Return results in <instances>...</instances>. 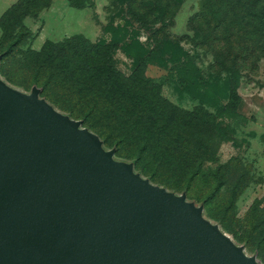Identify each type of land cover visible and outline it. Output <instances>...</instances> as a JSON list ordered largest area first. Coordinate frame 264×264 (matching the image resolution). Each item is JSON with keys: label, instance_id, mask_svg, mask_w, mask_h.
Listing matches in <instances>:
<instances>
[{"label": "trees", "instance_id": "trees-1", "mask_svg": "<svg viewBox=\"0 0 264 264\" xmlns=\"http://www.w3.org/2000/svg\"><path fill=\"white\" fill-rule=\"evenodd\" d=\"M51 1L18 0L0 16V74L15 86L39 87L41 97L81 120L116 149L115 156L133 162L137 172L200 202L205 214L264 264V200L254 202L239 230L231 225L249 171L241 173L235 157L206 167L218 160L221 144L231 140V122L246 120L239 112V75L244 68L256 69L264 58V0H198L199 8L189 18V39L213 53L212 67L219 73L205 82L193 55L166 33L185 0H112L128 18L113 28L112 42H93L82 34L47 40L40 50H26L9 66L28 36L25 18ZM70 1L77 8L95 5V0ZM133 22L154 30V45L146 48L133 38L121 46L136 61L126 75L116 66L114 51ZM151 60L172 63L180 88L199 104L187 109L167 98L162 82L146 74ZM222 73L231 79L223 80Z\"/></svg>", "mask_w": 264, "mask_h": 264}, {"label": "water", "instance_id": "water-1", "mask_svg": "<svg viewBox=\"0 0 264 264\" xmlns=\"http://www.w3.org/2000/svg\"><path fill=\"white\" fill-rule=\"evenodd\" d=\"M40 93L0 78V264H262Z\"/></svg>", "mask_w": 264, "mask_h": 264}, {"label": "rangeland", "instance_id": "rangeland-1", "mask_svg": "<svg viewBox=\"0 0 264 264\" xmlns=\"http://www.w3.org/2000/svg\"><path fill=\"white\" fill-rule=\"evenodd\" d=\"M17 1L0 0V16ZM111 1L95 0V5L92 7L77 8L70 0H52L48 7L25 18L24 25L29 32L28 36L7 64L12 66L16 60L23 57V52L26 50H40L47 40L61 41L75 34H82L93 42L102 40L112 42L113 28L124 25L128 18L124 12L120 11V7L112 6ZM198 8V0H185L173 21L170 22L166 33L172 39L179 41L181 46L193 55L204 82L213 81L219 77V73L212 67L213 53L206 47L194 45L189 39V36H193V32L188 27L189 18ZM159 26L160 24L154 28ZM128 30L124 41L120 42V47L114 51L115 64L126 75L134 70L136 61L121 46L133 38H138L146 48L154 45L151 37L154 30L141 28L134 22L129 24ZM171 67H173L172 63L164 66L159 60H151L147 65L146 74L162 82L163 94L175 104L187 109L194 108L199 104V100L182 91L178 76ZM239 76L238 92L242 96L239 112L245 116L246 120L240 121L237 125L231 122V140L221 144L217 161L206 164V167H216L235 157L240 162V172L249 171L248 177H244L247 179V185L237 202L235 221L231 222L235 230H239L254 202L257 199L264 200V58L258 62L256 69L244 68ZM221 77L223 80L231 79V75L227 73H222ZM0 78L19 90L31 91V88L24 89L11 84L1 74ZM209 109L213 110L211 107ZM104 147L108 150L112 149L105 144ZM115 158L123 160L117 156ZM195 203L198 206L201 205L200 202L195 201ZM204 215L213 223H218L236 244L244 246L219 221L210 218L205 213ZM245 251L248 255H255L246 248Z\"/></svg>", "mask_w": 264, "mask_h": 264}]
</instances>
